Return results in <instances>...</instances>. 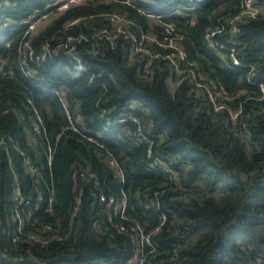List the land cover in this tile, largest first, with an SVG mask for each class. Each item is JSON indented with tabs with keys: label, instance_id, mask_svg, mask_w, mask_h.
<instances>
[{
	"label": "trees",
	"instance_id": "trees-1",
	"mask_svg": "<svg viewBox=\"0 0 264 264\" xmlns=\"http://www.w3.org/2000/svg\"><path fill=\"white\" fill-rule=\"evenodd\" d=\"M257 1L233 37L243 0H0V264H264V92L207 41L264 83Z\"/></svg>",
	"mask_w": 264,
	"mask_h": 264
},
{
	"label": "built area",
	"instance_id": "built-area-1",
	"mask_svg": "<svg viewBox=\"0 0 264 264\" xmlns=\"http://www.w3.org/2000/svg\"><path fill=\"white\" fill-rule=\"evenodd\" d=\"M84 0H67L63 5L60 6L61 10H64L69 7L71 4H80ZM205 2V0H189L188 3H186L185 6H181L182 8L190 11H195L200 6ZM263 8L259 5L257 0H243V4L241 5V8L238 10L237 13L233 14L230 16V21H229V35L235 37L239 33V24L245 20L248 19H255L257 18L260 14H262ZM151 17H156L158 19L161 18V15L149 14ZM47 16H42L40 20L37 22H34L29 25V32L32 33L33 30H35L38 27V23L46 18ZM78 22V19L73 20L72 22L69 23V25H72L74 23ZM166 33L168 34L169 38L166 39L165 41H158L159 45L165 46V47H170L172 51L167 54H163L161 52H157L152 54V58H159V59H168L172 64L175 66L176 70L178 71V74H184V69L181 68L180 62L177 60V57L179 60H187V52L184 49L183 45H181V39L182 35L180 34H174L173 26L171 24H167L165 27ZM225 30L227 31V25L226 26H217L215 27L214 30H212L207 37L208 41V47L214 51H223L226 54L228 53L229 55V61L225 62L224 65L226 67H231V68H237V67H249L250 69V77H249V82L252 84H258L261 90L264 92V83L262 82H257L254 81V76L257 73V68H255L254 65L251 64H245L241 62L238 54L237 48L242 45V41L240 40H228L225 41L224 38L220 37V34L224 35ZM107 34V33H106ZM233 37H230L231 39ZM25 46H29V42H25ZM75 57V55H72ZM45 57H42L44 59ZM39 60V58H38ZM196 86L198 89L201 88H206V92L209 93V96L211 98V101L213 103L214 109L216 111H220L223 109H229L228 105L226 104L224 99H218L215 95V93L207 87L204 83H201V81L196 82ZM220 95H223V92H219ZM230 116L232 120H236L239 114L242 113V108L240 107L237 110H229ZM75 130H77L74 127ZM37 130V129H36ZM39 131V130H37ZM113 165H115V161L111 162ZM127 200H124V205H126ZM134 232H139V227H132ZM139 240L141 244L147 243L150 246H153L152 240L149 235H144L140 234ZM140 264H143L141 261Z\"/></svg>",
	"mask_w": 264,
	"mask_h": 264
},
{
	"label": "rangeland",
	"instance_id": "rangeland-1",
	"mask_svg": "<svg viewBox=\"0 0 264 264\" xmlns=\"http://www.w3.org/2000/svg\"><path fill=\"white\" fill-rule=\"evenodd\" d=\"M45 20V19H44ZM44 20H42V21H40L39 23H38V26L40 25V26H42V25H44L45 24V21ZM8 22V21H7Z\"/></svg>",
	"mask_w": 264,
	"mask_h": 264
},
{
	"label": "water",
	"instance_id": "water-1",
	"mask_svg": "<svg viewBox=\"0 0 264 264\" xmlns=\"http://www.w3.org/2000/svg\"><path fill=\"white\" fill-rule=\"evenodd\" d=\"M264 72V69L261 71V73Z\"/></svg>",
	"mask_w": 264,
	"mask_h": 264
}]
</instances>
